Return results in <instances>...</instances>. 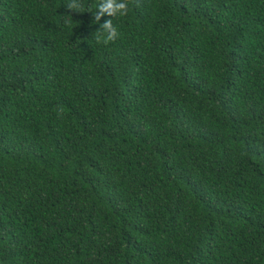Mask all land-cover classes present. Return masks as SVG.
Wrapping results in <instances>:
<instances>
[{"label": "trees", "instance_id": "obj_1", "mask_svg": "<svg viewBox=\"0 0 264 264\" xmlns=\"http://www.w3.org/2000/svg\"><path fill=\"white\" fill-rule=\"evenodd\" d=\"M69 2L0 0V264H264V0Z\"/></svg>", "mask_w": 264, "mask_h": 264}, {"label": "clouds", "instance_id": "obj_2", "mask_svg": "<svg viewBox=\"0 0 264 264\" xmlns=\"http://www.w3.org/2000/svg\"><path fill=\"white\" fill-rule=\"evenodd\" d=\"M128 4L129 0H99L96 11L93 13L95 23H98L105 14L112 18L127 15ZM66 7L72 12H91L85 8L82 0H70ZM118 36L119 33L113 25L112 19H108L99 25L96 40L97 43L108 44L114 42Z\"/></svg>", "mask_w": 264, "mask_h": 264}]
</instances>
